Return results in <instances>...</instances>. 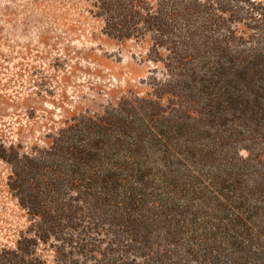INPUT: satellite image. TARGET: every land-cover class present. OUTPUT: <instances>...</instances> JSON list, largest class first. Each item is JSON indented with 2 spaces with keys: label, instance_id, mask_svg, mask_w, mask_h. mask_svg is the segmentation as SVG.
<instances>
[{
  "label": "trees",
  "instance_id": "1",
  "mask_svg": "<svg viewBox=\"0 0 264 264\" xmlns=\"http://www.w3.org/2000/svg\"><path fill=\"white\" fill-rule=\"evenodd\" d=\"M97 8L109 36H149L167 77L48 148L0 147L37 227L0 264H46L40 242L53 264H264V0Z\"/></svg>",
  "mask_w": 264,
  "mask_h": 264
},
{
  "label": "rangeland",
  "instance_id": "2",
  "mask_svg": "<svg viewBox=\"0 0 264 264\" xmlns=\"http://www.w3.org/2000/svg\"><path fill=\"white\" fill-rule=\"evenodd\" d=\"M97 2L0 0V147L33 154L75 118L101 115L127 98H156L154 78L167 73L151 57V39L109 36ZM160 101L167 104L168 95ZM11 174L0 157V251L37 228L10 190ZM38 253L54 263L50 243L40 242Z\"/></svg>",
  "mask_w": 264,
  "mask_h": 264
}]
</instances>
